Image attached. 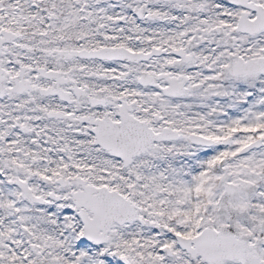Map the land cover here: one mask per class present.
I'll use <instances>...</instances> for the list:
<instances>
[{
  "label": "snow or ice",
  "instance_id": "obj_1",
  "mask_svg": "<svg viewBox=\"0 0 264 264\" xmlns=\"http://www.w3.org/2000/svg\"><path fill=\"white\" fill-rule=\"evenodd\" d=\"M0 264H264V0H0Z\"/></svg>",
  "mask_w": 264,
  "mask_h": 264
}]
</instances>
